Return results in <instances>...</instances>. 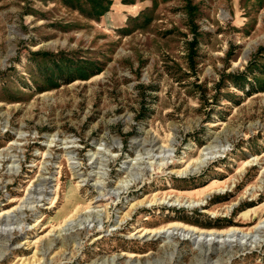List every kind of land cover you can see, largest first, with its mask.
I'll use <instances>...</instances> for the list:
<instances>
[{
    "label": "rangeland",
    "instance_id": "374dc122",
    "mask_svg": "<svg viewBox=\"0 0 264 264\" xmlns=\"http://www.w3.org/2000/svg\"><path fill=\"white\" fill-rule=\"evenodd\" d=\"M68 1L0 0V264H264V0Z\"/></svg>",
    "mask_w": 264,
    "mask_h": 264
},
{
    "label": "bare ground",
    "instance_id": "6f19581e",
    "mask_svg": "<svg viewBox=\"0 0 264 264\" xmlns=\"http://www.w3.org/2000/svg\"><path fill=\"white\" fill-rule=\"evenodd\" d=\"M215 148V147H214ZM211 149V148H210ZM209 153H206L205 155H208ZM210 155V154H209ZM205 157V156H204ZM203 160V159H202ZM43 182H45V180L43 181ZM43 182L41 183H39V184H37L36 186H35V188H34V191L32 192V193H30V197H29V199H33V200H39L40 199V197H41V194H42V192H43V190H42V186H43ZM47 183H48V181H47ZM46 184V183H45ZM49 184V183H48ZM127 186V185H126ZM203 189H204V187H200V188H198L197 189V191H203ZM34 195H35V197H34ZM28 201V200H27ZM29 202V201H28ZM140 202V201H139ZM29 205V204H28ZM23 206H25V209H24V207ZM23 206H21V207H19V209H24V210H26L27 208H29V207H26L27 205H23ZM9 211H7V210H3V211H1L0 212V216L1 215H6L7 213H8ZM20 213V212H19ZM15 218V217H14ZM20 218V217H19ZM87 219H88V217H87ZM76 220V219H75ZM81 220V219H80ZM79 220V221H80ZM3 221H5L4 222V226H7V225H11V223L9 224L6 220H4V219H0V225H3L2 224V222ZM70 221V220H69ZM74 228V227H73ZM66 230H68V229H66ZM165 230V229H164ZM5 231H11V229H4L3 227H1L0 226V235H2ZM173 231H178L177 232V235H178V233H179V235H181V236H183V237H187V236H189V239H192L193 238V240H197V239H199L200 238V240H198L199 242H202V243H204V242H209V241H211V240H213L214 241V239L216 238V237H222V236H225V237H236V236H239V235H242L241 237H239L238 239H245V237H247V236H249V234H239L240 232L239 231H237V230H233V234H231V232H229V231H226V232H223V231H219V232H217V231H197L196 229H193V228H185L184 226H183V228L181 227H179V228H173L172 230H171V227H166V233L167 232H171V233H169V234H173L172 232ZM254 231L256 232V234L255 235H257V234H260V233H262L263 231H264V219L261 221H259L258 222V224H256V226L254 227ZM185 232H187V234L186 235H184V233ZM197 234V238L195 237V235ZM252 236V235H251ZM199 237V238H198ZM208 237H210L209 239H207ZM223 241H225V242H228V241H230L229 239H223ZM238 241V240H237ZM225 244V243H224Z\"/></svg>",
    "mask_w": 264,
    "mask_h": 264
},
{
    "label": "trees",
    "instance_id": "16d2710c",
    "mask_svg": "<svg viewBox=\"0 0 264 264\" xmlns=\"http://www.w3.org/2000/svg\"><path fill=\"white\" fill-rule=\"evenodd\" d=\"M74 1L79 4L80 8L82 4H89L91 7V12H93L89 15H93L95 17H98L102 15L105 11H107L108 5L110 3V0H74ZM64 4L72 5L68 0H64Z\"/></svg>",
    "mask_w": 264,
    "mask_h": 264
}]
</instances>
